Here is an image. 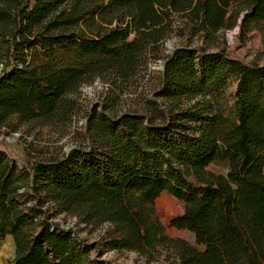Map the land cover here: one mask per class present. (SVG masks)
I'll use <instances>...</instances> for the list:
<instances>
[{"label": "trees", "instance_id": "16d2710c", "mask_svg": "<svg viewBox=\"0 0 264 264\" xmlns=\"http://www.w3.org/2000/svg\"><path fill=\"white\" fill-rule=\"evenodd\" d=\"M236 26L242 40L264 31V0H0V128H63L83 83L100 77L116 95L162 58L144 109L93 102L67 152L19 159L0 143V242L12 237V264H110L107 251L144 264H264V64L224 44L161 51L172 33L212 41ZM162 192L182 205L169 226L192 242L166 233ZM60 214L108 229L89 241Z\"/></svg>", "mask_w": 264, "mask_h": 264}, {"label": "rangeland", "instance_id": "374dc122", "mask_svg": "<svg viewBox=\"0 0 264 264\" xmlns=\"http://www.w3.org/2000/svg\"><path fill=\"white\" fill-rule=\"evenodd\" d=\"M223 39V40H222ZM224 41V42H223ZM203 43L216 47L225 45L227 52L246 61L264 64V31L258 29L251 30L245 39L238 36V27L218 33L212 41L204 39L202 36H191L189 33H172L163 41L161 45L162 54L170 52L174 47L186 43ZM162 68V58L152 60L148 64L147 70L133 77L124 84L121 91L114 95L110 89V82L100 77H96L90 83H83L74 97L77 102V112L72 117V121L60 128L57 123H38L13 121L10 127L0 128V143L5 149L22 159L26 156L38 154L40 156H50L67 152L72 145L78 142L75 131H82L85 113L93 102H110L109 109L120 112L127 109H144L146 99L154 97V90L159 80V70ZM1 69V65H0ZM208 169L225 173L226 168L222 164L211 163ZM156 213L159 216L165 231L170 236H180L188 241H193V235L186 230H179L169 226V219L178 215L182 211L181 203L166 192H162L155 200ZM62 226L72 227L79 234L92 241L99 238L107 229V224L94 227L80 223L76 216L60 214L55 218ZM14 255V245L11 236H5L0 242V264H12ZM110 264H144L142 257L133 251H107L102 255Z\"/></svg>", "mask_w": 264, "mask_h": 264}]
</instances>
